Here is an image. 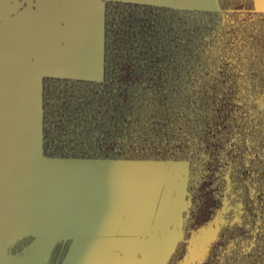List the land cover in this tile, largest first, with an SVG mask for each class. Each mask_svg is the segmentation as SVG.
<instances>
[{"label":"trees","instance_id":"trees-1","mask_svg":"<svg viewBox=\"0 0 264 264\" xmlns=\"http://www.w3.org/2000/svg\"><path fill=\"white\" fill-rule=\"evenodd\" d=\"M218 5L107 0L102 79L41 82L44 156L188 163L181 238L165 264H184L186 240L212 221L196 264H264V11ZM62 243L44 264L62 263Z\"/></svg>","mask_w":264,"mask_h":264},{"label":"water","instance_id":"water-1","mask_svg":"<svg viewBox=\"0 0 264 264\" xmlns=\"http://www.w3.org/2000/svg\"><path fill=\"white\" fill-rule=\"evenodd\" d=\"M29 1L15 0L0 10V22ZM105 1L95 0L91 10L92 3H87L82 12L68 19L70 26L64 27L67 32L62 41H54L52 70L40 74L32 85L36 92L33 105L20 102L14 91L7 103L3 97L0 100V264H44L58 239L71 240L61 264H68L78 245L89 253L91 264H141L153 243L168 244L171 253L181 238L180 232L178 237L167 235L175 223L163 213L161 202L173 194L177 174L172 178L171 163L182 161L51 158L42 153V78L102 79ZM112 1L219 9L218 0ZM253 1L256 11H264V0ZM25 145L27 154L20 155L18 150ZM38 156L43 162L35 170ZM187 175L188 163L185 199ZM69 198L76 201L74 211L68 212ZM187 205L186 199L181 217ZM213 232L210 226L198 241L207 242ZM25 236L34 238L25 253L7 254V246ZM30 251L32 256L27 255Z\"/></svg>","mask_w":264,"mask_h":264},{"label":"crops","instance_id":"crops-1","mask_svg":"<svg viewBox=\"0 0 264 264\" xmlns=\"http://www.w3.org/2000/svg\"><path fill=\"white\" fill-rule=\"evenodd\" d=\"M14 1L0 0V10ZM94 1L30 0L17 14L0 22V100L3 97L4 102L7 103L8 95L14 91L18 92L19 100L23 104L35 103L36 92L32 85L37 84L40 74L52 70L54 41H62V35L67 32L64 27L70 26L68 19L74 12H82L87 3ZM93 3L90 10L93 8ZM8 117L9 115H5V118ZM18 152L20 155L27 154V146L25 145ZM36 159L35 170L43 162L39 156ZM80 165L82 164L79 163L77 166ZM67 201L69 203L67 202L68 207L66 206L65 210L74 211L75 198H69ZM3 204H7L5 198ZM6 208L2 207L5 211ZM164 245L153 243L147 255L141 258V264H162L171 248L168 244ZM94 253L99 255L98 252ZM27 255L32 256L31 251ZM88 255L89 253L78 245L68 264H91L90 259H87ZM70 256L71 254L68 257Z\"/></svg>","mask_w":264,"mask_h":264},{"label":"rangeland","instance_id":"rangeland-1","mask_svg":"<svg viewBox=\"0 0 264 264\" xmlns=\"http://www.w3.org/2000/svg\"><path fill=\"white\" fill-rule=\"evenodd\" d=\"M172 170V178L177 174L175 184L172 183V190L166 200H163L161 204L163 205V213L167 214L168 219L172 220L175 224L172 227L167 235L178 237L179 230L176 226H179L181 223V211L186 207L185 199V179L187 174V162H172L170 165ZM167 185V184H166ZM165 185V186H166ZM145 205V210H146Z\"/></svg>","mask_w":264,"mask_h":264},{"label":"flooded vegetation","instance_id":"flooded-vegetation-1","mask_svg":"<svg viewBox=\"0 0 264 264\" xmlns=\"http://www.w3.org/2000/svg\"><path fill=\"white\" fill-rule=\"evenodd\" d=\"M217 218H215L214 220H216ZM182 220H183V213H182ZM212 224L210 225V226H213V228H214V222L212 221L211 222ZM209 226V227H210ZM178 228V227H177ZM209 229V228H208ZM208 229H207V231H206V233L208 232ZM178 230H179V232H180V227L178 228ZM161 232H159V234H160ZM181 233V232H180ZM206 233H204V234H202L201 236H199V237H202V236H204ZM213 234V233H212ZM211 234V235H212ZM210 235V236H211ZM199 237H196V238H194V239H192V240H186L187 241V243H186V246H185V251L183 252L184 254L182 255V258L181 259H179V261L180 260H182L183 258H184V264H196L198 261H199V259L202 257V255H203V250H204V245L206 244V242H200V241H198V238ZM210 238V237H209ZM208 238V239H209ZM70 242H71V240H64V243H62L63 245H62V248H67V250H66V253H67V251H68V249H69V245H70ZM31 245V244H30ZM29 245V246H30ZM64 249H62V250H64ZM66 253H65V255H66ZM170 253V252H169ZM22 255V254H21ZM65 255H64V257H65ZM167 261V260H166ZM179 263V262H178Z\"/></svg>","mask_w":264,"mask_h":264}]
</instances>
